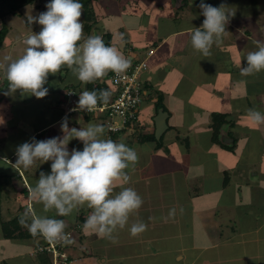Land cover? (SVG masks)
Returning <instances> with one entry per match:
<instances>
[{
	"label": "crops",
	"instance_id": "obj_1",
	"mask_svg": "<svg viewBox=\"0 0 264 264\" xmlns=\"http://www.w3.org/2000/svg\"><path fill=\"white\" fill-rule=\"evenodd\" d=\"M174 3L177 0H173V4L169 3V11L164 14L161 12L162 17L156 23L149 22V17H142L141 26L139 21L137 27L125 26L128 35L122 38L134 43L131 32L142 29L141 39L146 46L144 49L149 53L154 52L148 57L146 73L142 74L145 86L150 89L147 95H152L154 91L166 97L165 109L162 110L168 114V127L161 138L164 141L167 132H176L179 128L176 139L184 141L188 148L179 146L172 151L164 143L160 148L153 143L140 144L134 140L133 132L129 131L118 135L114 140L134 148L138 156L148 153L153 164L164 166L158 170V174L162 175L161 179H170L163 182L164 189L159 193L165 194V197L154 201L152 194L142 193L149 194V197L142 198L143 205L130 218L124 234L115 233V243L90 230H84L83 225L90 212L87 207L64 217L57 216L55 211L49 212L47 215L50 217L65 220L66 233L74 236L76 243L69 249L68 264H264V166H259L262 161L258 164L257 161L239 170L236 159L228 160L229 153L236 156L235 151L223 146H231L236 140V148L239 143L237 135L241 132L264 130V124H256L249 117V109L264 113V91L260 90L264 86V71L246 76L240 72L246 66L248 52L257 50V42L264 44V39L259 40L248 28L244 29L243 23L247 20L233 15L226 26V33L219 39L222 40L221 46H231L233 50L221 46L212 47L211 54L205 57L191 45L192 30L201 28L202 24L176 29L173 21L175 16L172 14ZM178 4L177 8L183 9L185 0ZM190 54L196 55L189 58L190 70L181 71L184 67L181 59L188 58ZM135 55H138L136 59L144 57L143 54ZM229 61L233 63L232 70ZM67 73L63 77L65 83L60 80L63 87L78 81ZM61 86L42 99L31 95L22 96L18 91L5 95L7 87L0 86L1 220L14 219L24 211L23 207L33 208L37 214L42 212V205L31 198V190L41 172H51L52 162L43 163L38 160L27 170L16 165L19 145L31 142L33 137L36 140L63 137L61 121L64 117L68 118L69 128H86L89 123L105 124L96 114L65 115L61 106ZM81 92L82 89L77 94ZM76 100L78 102L79 98ZM150 107H155L151 99L144 103L139 112L138 123L143 128L145 126L141 118L144 112L147 114L154 110ZM47 110L52 111L53 115L47 114ZM158 113L156 109L153 125L145 127L143 132L156 133L155 119ZM208 113L210 116L207 118ZM219 115L226 116L229 121L221 130L222 144L212 139L211 124L214 117ZM235 119L240 122L237 124ZM205 127L207 130L200 137V130ZM192 142L200 146H207L206 142H209L210 146L205 147L201 154L190 147ZM74 148L83 150V143L72 139L68 149L71 152ZM242 153L245 154L246 150L243 149ZM143 167L139 159L135 168L128 169L130 182L136 184L137 188L139 185L150 186V181L155 178L143 172ZM117 186L121 190V186ZM138 194L141 196L140 192ZM173 208L176 214L168 218ZM141 215L144 217L142 220ZM81 217L85 218L84 221ZM136 220L143 221L147 229L133 237L129 227ZM0 231L2 233L1 225ZM35 242L46 244L47 240L41 237ZM30 257L32 264L41 263L38 254L34 255L30 251Z\"/></svg>",
	"mask_w": 264,
	"mask_h": 264
},
{
	"label": "clouds",
	"instance_id": "obj_2",
	"mask_svg": "<svg viewBox=\"0 0 264 264\" xmlns=\"http://www.w3.org/2000/svg\"><path fill=\"white\" fill-rule=\"evenodd\" d=\"M46 8L47 11L38 16L27 17L28 24L38 23L42 28L24 40L26 49L23 55L16 59L4 58L8 82L5 95L19 91L21 95L42 99L49 92L45 87L49 75H56L64 67L84 84L103 79L110 72L118 78L123 77L130 61L116 46H109L100 35L84 39L80 0H50ZM199 8L205 19L201 28L192 30L191 45L196 52L207 57L213 44L226 33V26L234 14L226 10L225 4L215 7L205 0H200ZM261 71H264V44L257 42V50L248 52L246 66L240 72L246 76ZM69 93H74L76 99L73 91L67 93L68 99ZM110 97L108 90H85L79 94L76 106L79 111L72 114L84 111L101 115L94 110L100 103L109 104ZM64 110L66 114V108ZM249 117L256 124H264V113L260 111L249 109ZM105 127L89 123L86 128H69L68 118L64 117L61 121L63 137L46 140L33 137L31 142L17 147L16 165L26 170L38 160L52 162L51 172H41L31 190V198L42 205L41 214L28 208L19 219L20 225L27 227L31 235L42 236L49 242L71 244L73 241L65 231L66 221L47 214L55 211L57 216H70L87 207L90 212L84 230L115 243V233L128 227L130 218L139 212L142 197L135 189L124 186L130 182L128 169L135 168L139 161L138 153L123 142L107 138V125ZM72 139L81 141L83 150L74 148L70 152L68 144ZM118 184L121 190L114 192ZM175 214L176 209H171L168 218ZM146 229L147 225L140 220L132 222L129 227L133 237Z\"/></svg>",
	"mask_w": 264,
	"mask_h": 264
},
{
	"label": "rangeland",
	"instance_id": "obj_3",
	"mask_svg": "<svg viewBox=\"0 0 264 264\" xmlns=\"http://www.w3.org/2000/svg\"><path fill=\"white\" fill-rule=\"evenodd\" d=\"M182 1L183 0H177V3H174L175 9L173 10L172 14L173 16H175L173 18L175 28L177 29V28H183L186 26H192V25L196 26L198 24H203L205 17L201 14V9L199 8L200 0H187V3L183 6V9H178L177 8L179 6L178 3ZM49 2L50 0H44L43 2H40L36 5L25 7L22 11V16H9L6 19L4 24L0 22V29L4 27L3 25H6L10 30L7 36V39L5 41V46H4L5 49L1 51L3 55V58L0 59V66H1L0 75L2 76V79H3L0 82L1 87H8V82L6 80V71H5V64L7 62L5 61L4 58L10 57L12 59H16L19 56L23 55L26 49L24 40L27 38V36L32 34V32L39 33V31L42 28V26L39 25L38 23H34L31 25L28 24L27 17L38 16L40 13L47 11L46 5ZM171 2L173 4V0H100L97 5H95V3L93 2V5H92L93 7H91V11L82 9L83 16L81 18V21L85 29L86 26L92 24L93 21H90V17H91L90 14L93 13L94 14L93 17L94 16L100 17L99 18L100 24L97 27H93L92 28L93 30L90 32V34H88L86 31L83 30L84 39H87L89 35H100L102 37L104 34H107V36H110V40L113 41L112 46L115 45L121 51L123 55H124V52L126 53L125 57L130 61V67L132 63L134 62H137L138 65L142 62H147V60L149 59L148 57H150V53L148 52V50L144 49V47L146 46L144 44V41L141 39L142 29L139 28L138 30L131 32V36L134 38V43H131L122 38L123 36L128 35L126 32L125 26L130 25L132 27L133 26L137 27L139 23L141 26L142 21H143L142 17L144 18L149 17L148 19H149V22L151 23L158 22L160 18L162 17L161 12L164 14L165 12L169 11L168 6H169V3ZM205 3L215 6V7H219L221 4H225L228 7L226 10L233 13L235 17L236 16L237 18L241 17L242 19H245L248 21V22L244 21L245 22L243 23L244 29L248 28L247 30H249L251 34H253L255 37H257V39L259 40L264 39V0H205ZM246 10H249V11H246ZM232 19H234V17H232ZM146 21L148 20H145V22ZM149 22H147V24H150ZM129 39L131 40V38ZM221 41L222 40L216 41L212 47H220ZM105 42L107 43V40H105ZM226 44L230 45L229 43H226ZM221 48H225V49L229 48L233 50L231 46L222 45ZM135 53L141 54V55L143 54L144 57L142 59H136L138 55L134 56ZM145 56H147L146 59H144ZM195 56H196L195 54H190L188 58L181 59V62L183 63V66H184L181 69V71L190 70L191 59L189 58H192ZM234 61L237 63V60H234ZM169 63L170 62H168V64ZM228 63H229L230 70H232L233 63H231L230 61ZM67 71H68L67 73L68 76L75 77L72 75L71 70L68 69ZM144 73H146L145 70L143 71V74ZM58 74L59 73H57L56 75L50 74L48 77V83L45 85V87H47L49 90L48 95H51L50 91L52 93L56 90V88H58V86L59 87L61 86L60 80L65 81V79L63 78L64 76L62 78H59L60 74L59 75ZM143 76L144 75L140 76V80L144 84V81L142 79ZM81 89L82 91H85L86 87L82 86ZM260 90L264 91V86H261ZM147 92H149V90H147ZM48 95L46 97H48ZM60 98H61V106L64 104H67L66 106L67 108H72V107L77 106V100L74 98L70 99L69 97V99L67 98L65 100L63 95ZM164 99H166V97H164ZM142 108L143 106L141 107V110ZM150 108L151 110L154 108V110L152 112H148L147 114L146 112H144L143 118H141V121L143 122V125L145 127H149L153 125V119H154L153 113H155L156 108L155 107H150ZM95 111L96 110H94V112ZM96 112H100V111H96ZM47 114L52 116L53 112L47 110ZM98 115L101 117L102 114L101 115L98 114ZM209 116L210 115L208 113L207 118ZM116 121L120 123L119 120H116ZM235 122L238 124L240 121L235 119ZM145 127L144 128L141 127V125H139V123L136 122L132 126H130L127 131H129V133L133 132V138L134 140H137L136 137L138 136L140 129L143 130L145 129ZM203 127L204 125L202 126V128ZM176 130H177L176 132H178L179 128ZM204 130L205 131L207 130L206 127L205 129L200 130L201 131L200 137L204 135L203 134ZM176 132L174 131L167 132L163 143L171 147L172 151H175V148L179 146H183V149H187L188 146L186 145L184 141L176 139V136H177ZM263 132L264 130H259L255 132L249 131V132H241V134L237 135L239 139V143L236 146V148L234 149L231 148V151H235L236 156L233 157L232 154L234 153L231 152L229 153L230 157L228 160L233 161L236 159L237 160L236 163L238 165L236 167H239L240 168L239 170H244V167L242 168V166H245L247 164L252 165L254 164V162H257V161H258L257 164L262 161L261 163H259V166H264L263 165L264 158L262 157L263 149H264V133ZM106 134L105 136L109 137L107 132ZM179 139L181 138L179 137ZM202 140H204V138ZM149 144L150 143H147L146 145H149ZM206 145L207 146H200L197 143L193 144L192 142L190 147H193L194 151H197L203 154L204 148L210 146L209 142H206ZM224 148L226 149L227 147H224ZM214 149L216 148L214 147ZM243 149L246 150L245 154L242 153ZM139 159L141 160V163H143L144 165L143 172L150 173L155 178L150 181L151 182L150 186L139 185V187L137 188L136 184H133L131 182L125 186L138 190V192H140L141 194V197L144 199L148 198L149 194L153 195L152 200L154 201L158 200L161 197H165V194H159V193L163 191L164 183H166L170 179L167 177H164L163 179H161L162 175L158 174L160 173L158 170H161L164 166H160V164H157L156 166L155 164H153V161L151 160L148 153L143 154L142 156H139ZM245 170H246V167H245ZM193 185L196 186L197 184H193ZM117 187L115 188L114 192L120 191L118 190L120 187L118 188ZM142 193H149V194L143 195ZM193 193L194 191H192V194ZM143 214L147 215L145 212H143ZM3 216L4 218H6V215H3ZM1 218L2 217H0V221H1ZM142 219H144V217L141 215V220ZM117 233L124 234V229L118 230ZM72 237H73L72 238L73 242L65 246L66 253H68L69 249L72 246H74L76 243L73 235ZM120 237L121 239H123V235H121ZM122 242L123 241H121V243ZM38 247H45V244H41L40 242H35L32 240H17V241L11 242V241L6 240L2 236V233L0 231V262H1L0 264H32L30 261L32 258L30 257V251H32L33 254L35 255L38 252Z\"/></svg>",
	"mask_w": 264,
	"mask_h": 264
},
{
	"label": "trees",
	"instance_id": "obj_4",
	"mask_svg": "<svg viewBox=\"0 0 264 264\" xmlns=\"http://www.w3.org/2000/svg\"><path fill=\"white\" fill-rule=\"evenodd\" d=\"M44 0H0V22L1 23H5L6 19L9 16H22V11L25 7L28 6H33L36 5L40 2H43ZM100 0H80V2L83 5V9L84 10H89L91 11V7H93V2L95 3V5H97L99 3ZM187 3V1L185 0V4ZM93 13L90 14V21H93L92 24L86 26V28L84 29V31H86L88 34H90V32L93 30V27H97L100 24V17H93ZM4 26V27H3ZM2 29H0V52L5 49V41L7 39V36L9 34V28L6 25H3ZM107 33V32H105ZM90 36V35H89ZM102 38L105 40H107V44L109 46H112L113 41L110 40V36H107V34H104L102 36ZM115 46V45H114ZM132 65L137 66L138 63L134 62L132 63ZM148 65V64H147ZM67 67H64L61 69V71L59 72V78H62L64 76V73H67L68 71ZM114 73H108L103 79L91 82V83H87V84H83L81 81H77L76 83H72L71 85L67 86V87H62L63 89L62 91V95L65 98V100L67 99V92L69 91H73L76 93V98H79V95L77 94L78 90H81V87L84 85L86 87L85 90L88 91H99V90H108L111 92V97L109 100V104L113 103V101L115 99H117L118 97V92L116 90V87L113 86V83L111 82V77ZM63 82V84L65 83L64 80H61ZM61 82V84H62ZM80 82V83H79ZM144 90L145 92H147V90L150 91V89H148V86H145L144 84ZM152 96V97H151ZM151 97V98H150ZM153 100L155 102V107L157 110L160 109H165L164 108V94L161 92H154L152 95H144V102L146 101H150ZM63 100V101H65ZM63 103V102H62ZM104 103H100L98 104V106L102 105ZM81 114L85 115V116H90L94 113H85L84 111L80 112ZM138 117V114H137ZM101 118L103 119V121L105 122L104 126L107 125V121L111 120V115H110V111L107 110L105 112H102ZM118 117H113V120L116 121L118 120ZM137 119V118H136ZM136 121V120H135ZM135 121L129 122L127 128H125L124 130H122L121 132L115 133L114 135L112 133H109V138L111 139H116V137L122 133H124L125 131H127L126 129H128L130 126L133 125V123ZM229 121L227 119L226 116H215L213 119V122L211 124V129H212V139L214 142L216 143H220L222 144L221 140H220V135H221V130L223 128V126L225 124H227ZM137 141L140 144H145V143H153L156 144L157 148L162 147L163 145V138H161L160 140L156 139L155 134H145L143 132L142 129H140V132L138 134V136L136 137ZM236 140L234 141V144L231 146H225L223 144L224 147H227L228 149H234L235 145H236ZM24 209L25 211V207L22 208V210ZM24 211H22L20 213V215H18L17 217H15L12 220L9 221H5V220H1V226H2V236L8 240V241H17V240H32V241H37L38 239H40L42 236H33L30 234L29 230L27 227H22L19 223V219L20 217L23 215ZM81 219L84 221V217H81ZM48 243V241H47ZM49 248V244H45V247H38V256L40 257L41 263L40 264H53L54 259H53V254L52 252H50L48 250ZM70 260V259H69ZM68 260V262H69ZM1 263V262H0Z\"/></svg>",
	"mask_w": 264,
	"mask_h": 264
},
{
	"label": "built area",
	"instance_id": "obj_5",
	"mask_svg": "<svg viewBox=\"0 0 264 264\" xmlns=\"http://www.w3.org/2000/svg\"><path fill=\"white\" fill-rule=\"evenodd\" d=\"M150 52V56L153 55ZM148 69L147 62H142L137 66L131 65L127 69L122 78H118L115 74L111 77L113 86L116 87L118 97L111 104H102L96 107V111L105 112L110 111L111 120L107 121V132L115 134L125 128L128 123L135 121L137 114L144 102V84L140 80L143 71ZM74 93H70L69 97L74 98ZM66 108V115L72 114L79 109L75 106L67 108V104L62 105ZM75 108V109H74ZM88 112V111H87ZM118 117L120 123L113 120V117ZM72 240V234L68 233ZM48 250L52 252L54 262L53 264H68L69 256L66 253L65 246L68 244L49 242Z\"/></svg>",
	"mask_w": 264,
	"mask_h": 264
},
{
	"label": "water",
	"instance_id": "obj_6",
	"mask_svg": "<svg viewBox=\"0 0 264 264\" xmlns=\"http://www.w3.org/2000/svg\"><path fill=\"white\" fill-rule=\"evenodd\" d=\"M167 118H168V114L166 112H164L162 109L159 110L158 116L155 119L156 122V139L160 140L163 133L165 132V130L167 129ZM225 142V138L223 139Z\"/></svg>",
	"mask_w": 264,
	"mask_h": 264
}]
</instances>
